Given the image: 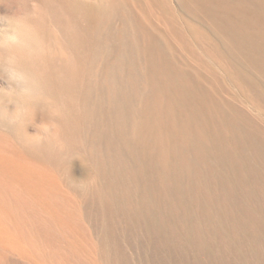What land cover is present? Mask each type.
I'll return each mask as SVG.
<instances>
[{
	"label": "rangeland",
	"instance_id": "1",
	"mask_svg": "<svg viewBox=\"0 0 264 264\" xmlns=\"http://www.w3.org/2000/svg\"><path fill=\"white\" fill-rule=\"evenodd\" d=\"M199 1L104 0L93 29L66 0H0V62L14 56L56 109L0 78V264H264V175L217 165L210 140L193 174L154 163L181 147L150 152L143 26L264 146V0H210L214 16ZM28 11L36 35L4 45Z\"/></svg>",
	"mask_w": 264,
	"mask_h": 264
},
{
	"label": "bare ground",
	"instance_id": "2",
	"mask_svg": "<svg viewBox=\"0 0 264 264\" xmlns=\"http://www.w3.org/2000/svg\"><path fill=\"white\" fill-rule=\"evenodd\" d=\"M66 1L82 12L87 24L93 29L101 27L104 23L105 13L110 8L104 4V0ZM201 1L203 0L199 1L200 4H202ZM208 2L209 4L203 2L201 9L207 15L214 16L210 0ZM34 9H31L33 14L36 12V8ZM32 13L28 11V13L22 14L21 18L8 19V21L20 22L22 38L28 37V35L29 38H32L36 35L34 29L28 30L21 24V21L28 24L34 23ZM191 15H194V11L191 12ZM215 19L217 23L221 22L217 16ZM115 32L118 36L127 35L125 23L122 22ZM141 32L146 40L142 47L144 66L147 75H149L150 88L152 89V100H148L150 102L148 107L149 122L146 130L150 138L155 137L153 141L151 139L149 142L151 156L157 153L159 145H162L161 143L164 141L170 142L174 147L182 148V152L174 151L170 154L162 153L154 156V163L165 169L166 174H182L183 172L193 174L194 166L206 159L205 146L210 140L213 148L218 151L217 165H226L230 170L247 177H262L264 165L256 167L251 164L250 159L252 157L259 158L264 164L262 142L254 137L255 134L253 136L244 132L238 120L233 116L221 111L219 119L215 113L218 111L208 105L206 100H201V88L192 73L188 69L178 66L171 55L167 54V51L161 47L162 42L157 40L156 33L153 34L146 26H143ZM3 44L5 45L4 42ZM21 68L27 73V68ZM186 154L193 157L194 163L188 161Z\"/></svg>",
	"mask_w": 264,
	"mask_h": 264
},
{
	"label": "clouds",
	"instance_id": "3",
	"mask_svg": "<svg viewBox=\"0 0 264 264\" xmlns=\"http://www.w3.org/2000/svg\"><path fill=\"white\" fill-rule=\"evenodd\" d=\"M3 42L6 45L18 46L24 43L22 33L20 31L19 21H5ZM0 78L4 79L10 90H15L20 101L28 102L38 99L41 104V111L47 112L50 116L56 114L54 103L49 99L38 95L35 81L19 67L14 56L5 57L0 62ZM18 113L25 110L20 102L13 105Z\"/></svg>",
	"mask_w": 264,
	"mask_h": 264
}]
</instances>
